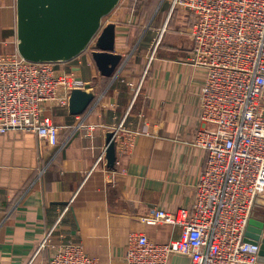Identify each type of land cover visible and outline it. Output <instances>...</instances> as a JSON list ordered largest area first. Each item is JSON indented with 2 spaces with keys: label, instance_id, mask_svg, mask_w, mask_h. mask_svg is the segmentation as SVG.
I'll return each mask as SVG.
<instances>
[{
  "label": "crops",
  "instance_id": "crops-1",
  "mask_svg": "<svg viewBox=\"0 0 264 264\" xmlns=\"http://www.w3.org/2000/svg\"><path fill=\"white\" fill-rule=\"evenodd\" d=\"M130 3L122 0L104 21L116 25V53L126 61L115 81L100 75L92 49L67 64L92 85L95 99L85 115L73 116L69 108L49 112L60 128L59 145L26 131L0 134V264H29L53 227L52 245L80 243L98 264H126L133 235L157 244L180 236L179 228L145 220L154 208L193 204L207 159L193 145L195 134L210 127L199 109L206 70L189 62L193 45L180 60L170 44V55L157 58L144 76L148 49L132 51L137 23ZM16 24V0H0V53L16 50ZM122 121L138 136L129 151L115 142L116 162L109 168L106 135ZM50 256L48 247L33 264H48ZM169 264L191 260L174 255Z\"/></svg>",
  "mask_w": 264,
  "mask_h": 264
},
{
  "label": "built area",
  "instance_id": "built-area-1",
  "mask_svg": "<svg viewBox=\"0 0 264 264\" xmlns=\"http://www.w3.org/2000/svg\"><path fill=\"white\" fill-rule=\"evenodd\" d=\"M129 6L138 11L140 4L131 0ZM174 10L185 12L190 23L189 62L206 70L199 109L200 121L210 127L195 134L193 145L207 159L191 207L154 208L145 220L179 228V238L157 244L145 234L133 235L125 263L169 264L172 256L184 255L191 264H262L260 245L244 237L252 216L264 221L257 216L264 210V0H173ZM63 66L28 62L17 50L0 53V134L26 131L40 142L59 145L60 128L49 112L68 109L72 91L87 84ZM112 132L123 151L134 147L138 133L125 121ZM55 229L29 264L48 247V264H98L80 243L52 245Z\"/></svg>",
  "mask_w": 264,
  "mask_h": 264
},
{
  "label": "water",
  "instance_id": "water-1",
  "mask_svg": "<svg viewBox=\"0 0 264 264\" xmlns=\"http://www.w3.org/2000/svg\"><path fill=\"white\" fill-rule=\"evenodd\" d=\"M122 0H16V50L26 61L37 64L67 65L90 51L100 75L113 81L125 67L116 53V25H104ZM78 72V70H76ZM82 80V79H80ZM92 85L72 91L69 112L88 113L95 96ZM106 161L116 162L114 133L106 135ZM244 242L260 245L259 262L264 264V221L252 216Z\"/></svg>",
  "mask_w": 264,
  "mask_h": 264
},
{
  "label": "rangeland",
  "instance_id": "rangeland-1",
  "mask_svg": "<svg viewBox=\"0 0 264 264\" xmlns=\"http://www.w3.org/2000/svg\"><path fill=\"white\" fill-rule=\"evenodd\" d=\"M172 1L173 0H138L140 4L138 11L137 9L133 10L130 6L128 8L131 19L136 20L135 23H137L134 25L136 29H132V49H135L132 51L135 53L137 47L138 49L141 48L144 50L147 46L148 49V51H146L147 64L146 67H144L143 73L149 67L151 58H153L151 64L153 65L157 58L166 56V53L170 55V44L172 45L173 55H175L177 59L180 58V60H185L187 57V50L192 47V42L186 34L190 26L187 16L183 11L174 10L171 13ZM106 19L105 22L107 21ZM167 21L166 32L157 46L161 31ZM2 53L5 54L9 52ZM138 53H140V51ZM61 68L69 69L70 66L67 65ZM259 215L264 218V210L258 213L257 216Z\"/></svg>",
  "mask_w": 264,
  "mask_h": 264
},
{
  "label": "bare ground",
  "instance_id": "bare-ground-1",
  "mask_svg": "<svg viewBox=\"0 0 264 264\" xmlns=\"http://www.w3.org/2000/svg\"><path fill=\"white\" fill-rule=\"evenodd\" d=\"M169 19V18H168ZM167 24H168V21L167 23L164 25L162 31H161V34H160V40L162 39V37L164 36V33L166 32V28H167Z\"/></svg>",
  "mask_w": 264,
  "mask_h": 264
}]
</instances>
